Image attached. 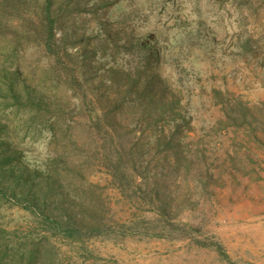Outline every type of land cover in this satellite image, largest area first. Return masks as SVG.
Here are the masks:
<instances>
[{
	"label": "trees",
	"instance_id": "1",
	"mask_svg": "<svg viewBox=\"0 0 264 264\" xmlns=\"http://www.w3.org/2000/svg\"><path fill=\"white\" fill-rule=\"evenodd\" d=\"M85 1L89 5V0H0V208L14 204L28 210L39 234L12 235L0 226V264H63L52 236L72 243L128 232L168 236L188 225L173 221L193 169L183 132L188 120L176 112L180 96L171 93L166 100L171 88L163 89L156 40L139 44L136 69L124 72L111 66L102 85L91 87L82 74L92 67L79 64H96L99 50L106 52L111 44L121 48L115 41L122 30L102 19L108 0L89 8L83 7ZM75 15L83 23L97 21V36L80 31L83 24ZM241 45L250 48V40ZM72 47L77 52H70ZM31 48L40 51L37 58L28 55ZM43 56L47 63L41 62ZM105 75L113 79L110 85L104 84ZM214 91L226 118L248 123V107ZM70 100L76 104L72 110L64 102ZM125 115L134 126L122 121ZM166 121L174 125H160ZM139 131L142 140L134 143L129 135ZM153 135L157 150L147 159ZM41 141L51 155L32 165L24 148ZM95 163L106 167L119 191L115 202L136 208L130 224L118 219L104 186L91 180L89 169Z\"/></svg>",
	"mask_w": 264,
	"mask_h": 264
},
{
	"label": "rangeland",
	"instance_id": "2",
	"mask_svg": "<svg viewBox=\"0 0 264 264\" xmlns=\"http://www.w3.org/2000/svg\"><path fill=\"white\" fill-rule=\"evenodd\" d=\"M101 1L89 0L87 6L85 1L83 7ZM111 1L101 15L115 29L121 28L115 41L121 48L111 44L106 52L99 50L97 65L79 64L92 67L82 76L90 78L86 82L91 87H100L108 68L136 69L139 44L156 40L163 89L171 88L166 100L171 93L180 96L176 112L188 120L183 132L193 169L173 212V221L188 225L168 236L128 232L76 243L52 236L63 264H264V0ZM75 17L83 24L80 31L97 36L101 30L97 21L83 23L82 16ZM243 39L250 40V48L241 45ZM39 54L35 48L28 50L33 58ZM47 61L43 56L41 62ZM105 76L104 84L110 85L113 79ZM214 90L221 91L230 103L239 101L248 107V123L238 125L226 118ZM64 102L70 110L76 106L73 100ZM122 121L135 125L131 116H123ZM174 121L160 125L172 127ZM129 137L134 143L142 140L140 131ZM150 141L147 159L157 150L156 136ZM49 149L41 141L25 146L23 154L26 161L37 165L51 155ZM89 173L91 180L104 186L118 219L130 224L136 208L115 202L120 194L106 167L95 163ZM164 192L165 188L161 195ZM184 193L187 199L182 201ZM146 216L152 213L147 211ZM34 225L28 210L14 204L0 208V226L12 235L39 237Z\"/></svg>",
	"mask_w": 264,
	"mask_h": 264
}]
</instances>
